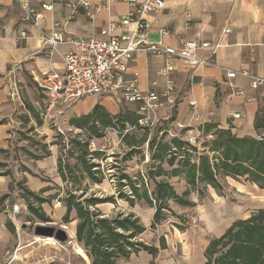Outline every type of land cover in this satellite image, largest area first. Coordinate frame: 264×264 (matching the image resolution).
Returning <instances> with one entry per match:
<instances>
[{"label":"crops","instance_id":"crops-1","mask_svg":"<svg viewBox=\"0 0 264 264\" xmlns=\"http://www.w3.org/2000/svg\"><path fill=\"white\" fill-rule=\"evenodd\" d=\"M103 3L107 0H91V9ZM43 4H52L53 9H44ZM31 6L40 13L38 26L25 20L18 3L0 0V120L4 121L0 124V147H5L3 140L10 135L13 123L9 118L18 101L26 108L27 104L32 105L39 114L45 111L47 97L38 87V80L51 69L65 72L64 57L72 48L69 41L77 36L99 37L102 28L111 21H119L129 11L123 0H113L109 8L96 11L94 17H89L78 7V0H31ZM147 22L148 36L153 42L163 41L166 45L179 47L187 39H198L220 45L214 65L193 68L184 61H173L175 70L171 77L175 81L176 101L173 106L161 109L163 118L171 114L176 124L190 128L189 136L205 122L231 128L239 136H257L264 130V88H252L251 79L242 74L234 78L227 76L228 70L264 74V0H165L162 9L147 15ZM188 24L192 26L189 28ZM135 27L133 22L120 23L115 33L131 34ZM226 28L230 32H225ZM163 29L169 34L163 35ZM23 30L28 34L26 38L19 36ZM52 31L63 32L65 42L57 45L51 54L44 35ZM165 62L162 55L139 52L130 61L125 77L130 80L137 73L141 91L163 92L168 80L162 72ZM241 90L243 94L238 93ZM39 92L44 95L42 103ZM90 97L93 96H87L75 105L77 111L88 113L95 104L103 103L99 101L103 97L112 99ZM113 99L120 101L117 97ZM129 105L136 108L135 104ZM234 114H240V117L235 118ZM49 117L53 119L52 115ZM195 131H200L199 127ZM151 210L148 213L150 223L155 213L153 208ZM147 225L141 235L144 241L150 230ZM153 231L149 241L158 246L161 231L165 229L161 224ZM166 238L167 248L155 258L157 264H203L204 261L200 262L203 252L199 260L189 254L178 259L170 253L174 236L166 234ZM152 259L150 253L140 251L126 261L127 264H150Z\"/></svg>","mask_w":264,"mask_h":264},{"label":"rangeland","instance_id":"rangeland-1","mask_svg":"<svg viewBox=\"0 0 264 264\" xmlns=\"http://www.w3.org/2000/svg\"><path fill=\"white\" fill-rule=\"evenodd\" d=\"M38 96L42 103L43 93L39 92ZM99 101L103 102L100 104L106 105L105 107L112 114L124 109H133V106L113 97L112 99L103 97ZM76 104L66 108L62 115L53 119L44 118L39 114L43 120L42 124H39L25 104L18 101L17 108L9 118L13 127L9 137L3 140L5 147H0L5 149L0 152V264H91V259L76 238L78 219L75 211L71 214L72 221L68 223L63 221L66 211L64 199L68 191L74 189L75 193H83L85 197L117 195V178L122 171L131 175L139 173L145 175L148 171V165L152 160L147 148L143 147V153H136L131 159L124 160L129 148L123 144L120 133L109 128L103 138L91 139L104 153L100 158L93 160L99 164L96 169H100L105 177L103 182L93 183L79 170L74 173L79 177V182H64L58 170L59 156L62 155L64 160L73 163L75 160L68 154L69 141L75 137H88V133L69 124L72 117L85 114L77 111ZM159 115L161 122L150 132V135L157 130L168 129L171 136L180 134L182 129H188L182 134L188 140L190 135L188 126L176 124L171 120V114L166 118L161 116V112ZM195 130L192 134L198 138V143L194 145L202 151L205 137L201 131ZM148 155L149 160H147ZM198 155V152H193L192 159L197 160ZM166 167L170 169L169 166ZM168 179L180 194L188 187L183 174ZM219 180L222 183L220 189L211 185H201L202 192L195 191L189 195V199L195 201V206H182L174 200L170 201L172 210L168 212L167 219L161 223L165 229L161 234L165 237L166 243V234L169 237L174 236L175 241L171 239L170 253L178 259L189 254L199 260L203 252L200 262L204 261V264V251L211 238L222 235L230 222L247 218L258 209L264 208V188L245 180L244 177L220 176ZM153 186V183L148 181V187L152 189ZM24 187L48 199L42 207L51 221L44 222L29 211L23 196ZM126 190L128 191L129 188ZM96 207L106 216L135 210L141 221L145 225L148 224L147 229H150L144 237L145 241L154 244L149 241L154 231L148 220V213L152 208L155 210V207L150 208L144 202L130 206L124 199H118L116 203H102ZM9 221L16 226L14 233L8 228ZM37 225L62 227L69 234V238L67 241H59L54 237L36 235ZM120 262L127 264L126 259H120Z\"/></svg>","mask_w":264,"mask_h":264},{"label":"trees","instance_id":"trees-1","mask_svg":"<svg viewBox=\"0 0 264 264\" xmlns=\"http://www.w3.org/2000/svg\"><path fill=\"white\" fill-rule=\"evenodd\" d=\"M27 108L42 124L39 112L30 104ZM2 123L4 121L0 120ZM69 124L88 133V137H75L69 141L68 154L75 160L73 163L59 156L58 170L64 182H79V177L74 175L76 170L93 183L103 182L105 177L100 169H96L99 164L93 160L104 153L100 149L91 150L90 142L92 138H103L109 128L117 130L123 144L129 148L124 160L143 153V147L147 148L152 160L145 175L122 171L117 178V195L85 197L83 193H75L74 189L68 191L64 199L66 211L63 221H72L71 214L75 211L78 219L76 238L91 259V264H121L120 259H128L140 251L150 253L153 256L151 264H155L160 250L167 248L164 236L160 239V246L141 240L146 226L135 212L106 216L96 207L99 204L116 203L118 199L126 200L130 206L144 202L149 207H155L151 227L156 228L172 210L171 200L182 206H195L189 195L195 191L202 192L201 185L220 189V176L244 177L264 188V138H258L264 130L257 136H239L231 128L205 122L199 127L205 137L202 151H199L197 145L182 136L188 129L171 136L168 129L157 130L150 135L153 129L140 125L137 107L112 114L103 104L97 103L90 112L72 117ZM209 135L213 137L208 138ZM2 151L5 149L0 148ZM193 152H198L197 160L192 159ZM182 174L188 187L180 194L168 178ZM146 179L153 183L152 189ZM24 190L29 211L44 222L51 221L42 207L48 199L26 187ZM7 225L11 232L16 231L12 221ZM204 257V264H264V208L247 218L233 221L222 235L211 238Z\"/></svg>","mask_w":264,"mask_h":264},{"label":"built area","instance_id":"built-area-1","mask_svg":"<svg viewBox=\"0 0 264 264\" xmlns=\"http://www.w3.org/2000/svg\"><path fill=\"white\" fill-rule=\"evenodd\" d=\"M24 12L25 20L32 26H38L40 13L31 6V0H13ZM113 0L99 4L91 9V0H78V7L83 8L89 17H94L95 12L104 7L109 8ZM129 6V11L117 22L111 21L100 31L99 37L77 36L69 42L72 48L65 54V72L60 73L54 69L47 71L39 80L38 87L47 97L46 109L41 112L42 117L52 115L56 118L63 114L66 108L78 103L87 96L117 97L119 100L135 104L139 115V123L150 130L160 124L159 112L163 108L174 105L176 98L175 81L171 73L175 70L174 60L184 61L193 68L210 66L216 63V54L219 43L209 40L187 39L181 46L173 47L163 41H151L148 36L147 15L157 12L165 6V0H123ZM43 8L52 10V4H43ZM135 23L136 27L131 34L117 35L115 30L121 24ZM192 25L188 24L190 28ZM163 35L169 34L163 29ZM225 32H230L229 28ZM21 38L28 36L26 31H21ZM45 41L52 54L56 46L65 42V36L61 31L45 33ZM146 52L165 57V65L162 72L168 80L163 92L149 90L143 92L138 86L139 78L136 73L132 79L127 80L125 75L129 69V63L135 54ZM205 52V54H202ZM237 74L249 77L251 87L264 88V74L254 75L248 70H228L227 76L234 78ZM243 94L244 91L238 92ZM194 104V103H192ZM235 118L240 114H234ZM57 124V123H56ZM179 126H182L179 124ZM209 135L208 138H212ZM258 138H264V132ZM192 144H197L195 136H189ZM90 149H99L96 142H90ZM149 160V155L147 156Z\"/></svg>","mask_w":264,"mask_h":264},{"label":"water","instance_id":"water-1","mask_svg":"<svg viewBox=\"0 0 264 264\" xmlns=\"http://www.w3.org/2000/svg\"><path fill=\"white\" fill-rule=\"evenodd\" d=\"M35 234L54 237L59 241H67L69 238V234L64 228L56 227L54 225H37L35 228Z\"/></svg>","mask_w":264,"mask_h":264},{"label":"bare ground","instance_id":"bare-ground-1","mask_svg":"<svg viewBox=\"0 0 264 264\" xmlns=\"http://www.w3.org/2000/svg\"><path fill=\"white\" fill-rule=\"evenodd\" d=\"M37 238H39L40 239V237H37ZM46 239H51V238H46ZM85 255V254H84Z\"/></svg>","mask_w":264,"mask_h":264}]
</instances>
